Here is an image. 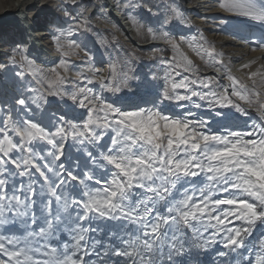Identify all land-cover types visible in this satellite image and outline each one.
Masks as SVG:
<instances>
[{
	"label": "snow or ice",
	"instance_id": "obj_1",
	"mask_svg": "<svg viewBox=\"0 0 264 264\" xmlns=\"http://www.w3.org/2000/svg\"><path fill=\"white\" fill-rule=\"evenodd\" d=\"M216 3L260 27L212 17L222 31L264 49V0ZM97 7L62 5L55 61L0 50V264H264V64L241 82L203 33L175 30L190 24L175 0H114L100 19L173 53L141 70L92 27Z\"/></svg>",
	"mask_w": 264,
	"mask_h": 264
},
{
	"label": "rangeland",
	"instance_id": "obj_2",
	"mask_svg": "<svg viewBox=\"0 0 264 264\" xmlns=\"http://www.w3.org/2000/svg\"><path fill=\"white\" fill-rule=\"evenodd\" d=\"M63 1L64 0H62V2ZM83 2L85 4H95L97 6L101 3H107L109 5V9H100L99 7H97V10H96L97 15L93 18L91 23H92L93 28H95L97 31L101 32L102 34H105L103 38L108 41L106 46L108 47L109 51L114 50L113 55H115L116 52H119L121 57H124L125 53H127L128 54L127 58L131 61V63L141 70H143L144 65L151 64L162 58H170L173 55L172 51L168 49L166 46L158 45L155 42L150 41L147 38V36L144 34H138L137 31L131 26L130 21L123 18L119 12L112 11L110 19H107V20L100 19V13H103V15L107 17L108 11L111 9V5L114 3V0H83ZM148 3L155 8V6L161 3L167 4L168 0H148ZM175 3L182 7L186 18L190 21V24L188 26H179L175 29L176 31L183 32L189 35H199L200 33H204V37L211 44H213L212 43L213 40L216 42V44L218 43L216 46L214 45L218 52H222L223 54H225L226 52L232 51L228 49L224 51L223 49H221L219 45L220 39H217L219 33H216L214 31L211 33L209 32L210 30H215L213 29L215 26L219 27L218 30H216L217 32L223 29L225 26L219 23L220 21L214 22V20L212 19L213 15L212 17L209 15V17H206L205 20H202L201 25H199L196 18H194V14H193L194 12H191V11H195V10L197 11L199 9V6H200V9H206L204 11V13H206V16L207 14H209L208 3H206L207 5L205 3H200L197 6L194 4V0H175ZM61 7H62L61 5L58 8L52 7L50 10H52L53 12L51 11L50 13L48 11L39 12L34 17H32L31 13L32 12L35 13V11L39 9V7H36V9L33 10V7L30 6V7L25 8L22 11L23 13L20 11H18L17 13H13L14 19L12 21L14 25L17 24L15 25V28L17 29L18 32H20V39L17 40L14 35L12 36L11 39H5L6 36L4 37L0 36V50H6L7 46L13 42L23 41L24 43L27 42L25 44H28L30 46V48L33 50V54L39 53L40 59L44 61L45 63H50L52 61H55L57 59V54L54 51V43L51 37L49 36V33L53 32L54 29L51 27L50 22H59L64 19H69V17L64 12L61 11ZM144 11L146 15H150L147 13L146 9ZM205 23L208 25H205ZM2 24L3 23L0 22V27H2ZM103 28H109L110 31L109 30L105 31L103 30ZM228 28L229 30L234 31L235 35L238 37H247L253 34L259 35L260 33L259 25L252 24L248 21L244 22L242 20L239 22H236L234 20L229 19ZM40 33L43 35L42 36L38 35ZM222 33L224 34V36L228 35L224 31H222ZM213 34L214 35L216 34V35L214 36ZM21 35H22V38H21ZM235 39L236 38H234L231 35V37L229 38V42L232 41L235 44H240L241 40L236 39V40H239L238 41L239 43H238L236 42ZM241 43L244 44L246 48H249L250 50L252 49L251 47H249L247 44L243 43L242 41ZM155 47H160L162 50L159 52L152 51V49ZM102 51L103 49H101V52ZM184 51L186 52L187 55L190 54L188 56L190 57V59L193 60L195 66L199 69L200 75H212V76H216V74L219 75L218 73L213 72L210 68L206 67L205 64L199 59V57L195 56L189 49L185 47ZM259 51L264 52V49H259ZM167 52H168V55H165L164 53H167ZM231 55L232 54H230V56ZM104 59L105 61H107V56H105ZM225 61L224 62L227 65V67L230 68V70H232L230 72L231 75L235 76L236 78L238 76L241 82L250 83V81H248V79L246 78L248 77L247 74H249L248 72L250 70L247 71V73H245L246 77L242 75V72H243L241 71L243 70V68L241 67L242 61L240 62V65L238 63H236L235 65H232V63L231 64L228 63L229 61L227 60ZM76 62L78 63V61ZM197 62L199 66L196 64ZM237 67L240 69H238ZM255 68L253 67L252 70H255ZM233 71L237 75L234 74ZM221 82L223 83V80ZM172 110L178 111L174 107L172 108ZM251 116L255 119H259L258 113H256L255 111L251 112ZM256 236L259 237L260 233L257 232ZM211 259L212 257H205V261L209 262V264H210Z\"/></svg>",
	"mask_w": 264,
	"mask_h": 264
},
{
	"label": "bare ground",
	"instance_id": "obj_3",
	"mask_svg": "<svg viewBox=\"0 0 264 264\" xmlns=\"http://www.w3.org/2000/svg\"><path fill=\"white\" fill-rule=\"evenodd\" d=\"M66 3V0H64L62 2V0H0V22H2V27H0V36L1 37H5V39H11L12 36L14 35L15 38L18 40L20 39V32L17 31V29L15 28V24L13 23V13H17L18 11L22 12L25 8L27 7H33V10L36 9V7H39V9L37 11L32 12L31 15L32 17L36 16L39 12H44V11H48L50 13L53 12L52 10H50L52 7H59L60 5L62 6L63 4ZM200 3H208V11L209 14L204 13V11L206 9H199L195 12V11H191L194 12V18H196L197 22L199 23V25H201V21L205 20L206 17H209V15L212 17H222V18H226V19H230V20H234L236 22L241 21L240 19L237 18H231L229 17L228 13H225L221 10H219L218 8V4L216 3V0H194V4L197 6ZM189 5V4H188ZM207 5V4H206ZM191 6V5H190ZM191 8V7H190ZM196 9V8H195ZM23 13V12H22ZM216 15V16H215ZM208 19V18H207ZM215 21H219V20H215ZM214 21V22H215ZM11 22V23H10ZM231 22V21H230ZM246 22V21H244ZM220 23V22H219ZM232 23V22H231ZM243 23V22H242ZM197 24V23H196ZM198 25V27H199ZM205 25H208L205 23ZM216 25V24H215ZM221 25V24H220ZM232 25V24H231ZM209 27V26H208ZM231 27V26H230ZM212 28V27H211ZM219 27H214L213 29L215 30H210L209 32H216L219 33L217 39H220L219 41V45L221 47V49H223L224 51L228 50H232L229 52H226L224 54V61H234V63H232V65H235L236 63H238L240 65V62L242 61V65L245 63H248L250 60H257L258 63L256 65H254L253 67H259L260 64H264V60H260L259 58L264 57V52L263 51H259V48L255 51H253L252 49L250 50L249 48H246L244 44L241 43L240 44H235L233 43L231 40V42H229V38L231 37V35H225L222 33L221 30H219V32H217L216 30H218ZM103 30L105 31H110L109 28H103ZM204 32V31H203ZM29 35V34H28ZM38 35H43V34H38ZM204 35V33H203ZM214 35V34H213ZM216 35V34H215ZM214 35V36H215ZM210 36V34H209ZM212 36V35H211ZM40 37V36H39ZM226 39H225V38ZM22 38V35H21ZM24 38V37H23ZM212 38V37H211ZM28 39V37H27ZM42 39V38H41ZM45 39V38H44ZM215 39V38H214ZM233 40V38H232ZM236 40V39H235ZM239 40H236V42H238ZM27 43V42H25ZM213 45H217L216 42L213 40L212 41ZM239 43V42H238ZM28 45V44H27ZM219 47V46H218ZM185 50V48H184ZM185 52V51H184ZM186 53V52H185ZM189 53V52H188ZM173 54V53H172ZM230 54H232L230 56ZM190 55V54H188ZM190 58V57H189ZM198 61V60H197ZM226 62V61H225ZM229 63V62H228ZM198 65V62L196 63ZM231 64V63H230ZM231 65V66H232ZM199 66V65H198ZM238 68V67H237ZM240 69V68H238ZM232 71V70H231ZM240 71V70H239ZM242 75H244L246 77L247 71H249V69H243L241 70ZM234 73V71H233ZM249 73V72H248ZM236 74V73H234ZM217 75V74H216ZM237 75V74H236ZM248 75V74H247ZM244 77V78H245ZM238 78V76H237ZM247 78V77H246ZM239 79V78H238ZM240 80V79H239ZM247 81V80H246ZM227 80H223L224 84H227Z\"/></svg>",
	"mask_w": 264,
	"mask_h": 264
},
{
	"label": "trees",
	"instance_id": "obj_4",
	"mask_svg": "<svg viewBox=\"0 0 264 264\" xmlns=\"http://www.w3.org/2000/svg\"><path fill=\"white\" fill-rule=\"evenodd\" d=\"M164 52H166V51H164ZM165 55H168V52L167 53H164Z\"/></svg>",
	"mask_w": 264,
	"mask_h": 264
}]
</instances>
